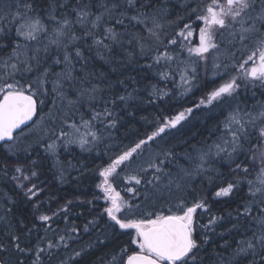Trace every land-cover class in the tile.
Segmentation results:
<instances>
[{
    "label": "snow or ice",
    "instance_id": "snow-or-ice-1",
    "mask_svg": "<svg viewBox=\"0 0 264 264\" xmlns=\"http://www.w3.org/2000/svg\"><path fill=\"white\" fill-rule=\"evenodd\" d=\"M181 7L187 20L182 16L169 20L167 0H0V35L7 38L14 33L6 44L0 43L10 48L0 60V146L19 159L21 153L30 156L43 143L62 182L65 168L60 148L93 151L113 138L121 113L134 115L141 91L147 93L149 103L167 95L158 83L145 84L143 89L133 86L139 82L130 73L112 83L108 73L95 71L94 60L111 73L142 67L154 70L163 81L179 75L181 84L190 87L195 86L201 67L206 75L211 70L213 77L235 73L197 105L215 103L224 109V119L210 133L214 140L183 152L157 147L166 130L176 129L186 113H192L188 108L162 119L99 169L102 180L97 187L106 201L100 214L101 220L106 217L103 227L114 235H128L129 244L135 246L113 250L110 257L100 258V264H264V101L249 108L237 100L241 87L264 89V0H185ZM196 21L200 22L199 44L182 45L189 59H181L169 46L180 44L175 37H192ZM166 23L173 29L180 27L175 37L168 35ZM142 60L151 63L142 64ZM47 103L52 107L45 112ZM118 106L121 113L116 111ZM145 152L147 158L142 159ZM218 162L229 167L233 179L217 186L214 198L233 196L241 185L247 186L235 213H229L235 219L229 231L235 230L241 238L221 246L227 255L210 251L207 233L214 232L222 218L210 213L206 196L200 194L204 180L211 183L223 175L217 170ZM39 163L31 160L34 167L28 174L18 165L14 171L20 175L12 179L38 177L35 166ZM124 169H132L124 177L132 185L126 189L131 201L113 188ZM17 187L27 188L25 197L33 203L34 220L47 226L45 233L54 216L69 212L65 205L52 215L45 214L34 199L40 191L36 183ZM198 210L209 213L208 224L198 225ZM11 211L8 208L0 215L6 237L0 239V264H82L89 254V247L62 251L75 240L69 234L77 231L75 227L55 241L45 235L35 245L22 242L20 230L8 219ZM98 223L89 221L84 232ZM19 224L31 234L32 228L22 220ZM37 226L33 223V228ZM97 243L105 240L98 237Z\"/></svg>",
    "mask_w": 264,
    "mask_h": 264
},
{
    "label": "trees",
    "instance_id": "trees-1",
    "mask_svg": "<svg viewBox=\"0 0 264 264\" xmlns=\"http://www.w3.org/2000/svg\"><path fill=\"white\" fill-rule=\"evenodd\" d=\"M184 2L185 0H167L169 20H176L178 16H182L186 20L188 19L187 13L181 7ZM189 2L196 3L197 0H189ZM182 23L183 21H181V25ZM199 23L198 21L192 23L193 36L188 40L175 37V33L180 30L179 26L173 29L172 27H168L166 23L168 35L180 41V44L177 46H169L170 48H175L173 54L180 53L181 59H189L186 48L182 50L181 46H198L199 29L197 24ZM12 36H14V33L7 38L0 35V43L6 44L7 40L11 39ZM9 53L10 48L4 49L0 47V60L6 58ZM191 59L196 58L191 57ZM141 63H151V61L142 60ZM92 64L94 65L95 71L108 73L109 80L112 83H115L117 77L126 79L130 73L139 82L138 85L133 86H138L143 89L145 84L158 83L159 87L167 95H164L162 99H155L154 102L149 103L147 93L141 91L140 99L136 101V105L138 106H134L132 109L134 112L132 117L121 113V108L118 106L116 111L121 113L122 119L121 123L117 125V128L112 130L113 138L105 141L104 144L93 151H81L78 146H72L68 149L60 148L58 150L59 159L65 168L62 182L57 178L58 169L52 167L53 161L51 158L46 157L43 143L36 146L35 150L31 151L30 156H25V154L21 153L19 159L16 156L7 154L6 149L0 146V215H3L6 209L11 208L12 211L8 213V219L20 230L22 242H29L32 245H35L45 235L47 239L58 240V235H62L66 230L75 227L77 229L75 233L69 231V234L74 236L75 240L69 241L70 247L66 250L62 249V251L70 253L73 249L89 247V254L83 258L82 264H100V258L110 257V254L115 249H119L122 246H128L130 249L135 247L129 244L130 238L128 235H114L111 229L103 227L106 222V217L104 220H101L100 214L103 211L106 201L103 193L97 187L102 180V177L99 176V169L107 166L110 162L109 157H114L118 154L119 150L125 146L133 145L138 139L144 138L155 129L158 122L162 119L172 118L188 108L193 109L192 113H186V119L181 121L176 129L166 130V133L162 134L164 140L160 141L157 147H172L177 152H183L186 149H190L191 145L200 146L204 141L214 140L216 138L215 135H210V133L214 132L215 128L224 119V109L217 107L215 103L200 105V107H197V105L200 104V101L208 93L227 80L229 75L235 74L230 73L213 77L211 70L206 75L203 67H201L198 79L193 82L195 86L190 87L189 85L181 84L179 75H176L174 79L163 81L159 80L154 70H147L142 67L128 70L121 69L116 73H111V70L98 60L92 61ZM173 67H175V64H173ZM56 70L59 71V67ZM121 72L125 74L121 76ZM101 83L104 86V82ZM188 87H190V90L185 91V88ZM118 90L123 94L124 90L122 87L118 86ZM128 90L131 91V88ZM262 91L264 89H246L241 87L237 100L241 107L247 105V107L251 108L254 104L264 101V95H261ZM51 107V103H47L44 111L47 112V109ZM76 119L79 121L78 116ZM37 131L39 134V130ZM157 139L159 140V138ZM32 143L35 144V139L32 140ZM147 155V152H145L142 159H146ZM34 159H38L41 162L35 166L38 177H33L30 181L23 180L22 178L19 181L12 179V176L20 175L14 171L18 165L23 166L25 168V174H28L29 170L34 167L31 164V160ZM5 167H7V174L4 172ZM135 167V164H133L132 169ZM216 167L223 175L216 177L211 183L208 180H204L200 194L206 196L210 213L222 218L214 226L215 231H209L207 233L210 238V251L222 252L224 255H227L228 253L221 246L225 242L232 244L234 240L241 238L236 234L235 230L229 231L232 229L233 223H235L234 217L229 216V213H235V210L241 203V198L247 191V186L241 185L240 189L233 196L214 198V191L217 190V186L223 185L225 180L233 179L230 169L226 164L218 162ZM132 169H124V171H121L122 177L120 172L119 178H116L113 183V188L120 193L121 197L130 201L132 200V194L127 192L126 189L132 185H129L124 177L131 174ZM31 183H36L38 189H40L38 196L34 199L41 204V212L52 215L65 205L69 208L67 214L60 212L58 216H54L52 221H49L51 229L47 233L44 231V228L47 226H40L39 222L34 220L33 203L25 197L27 188L21 189L17 187V184L30 186ZM95 197L100 198L95 199ZM9 201H15V204ZM68 201H72V203L68 205ZM198 215V225L208 224L209 213L198 210ZM93 219L99 221L98 225L96 227L90 226V230L84 232V226ZM21 220L29 228H32L31 234H26L25 230L20 229L19 221ZM33 223L38 226L33 228ZM2 230L3 224H0V239H6L2 234ZM98 237L105 240V243L98 244ZM34 258L33 256L32 259ZM26 264H29V262L26 261Z\"/></svg>",
    "mask_w": 264,
    "mask_h": 264
},
{
    "label": "flooded vegetation",
    "instance_id": "flooded-vegetation-1",
    "mask_svg": "<svg viewBox=\"0 0 264 264\" xmlns=\"http://www.w3.org/2000/svg\"><path fill=\"white\" fill-rule=\"evenodd\" d=\"M118 171H119V169H118ZM121 177H122V172H121Z\"/></svg>",
    "mask_w": 264,
    "mask_h": 264
},
{
    "label": "water",
    "instance_id": "water-1",
    "mask_svg": "<svg viewBox=\"0 0 264 264\" xmlns=\"http://www.w3.org/2000/svg\"><path fill=\"white\" fill-rule=\"evenodd\" d=\"M0 145H2V142H0Z\"/></svg>",
    "mask_w": 264,
    "mask_h": 264
},
{
    "label": "rangeland",
    "instance_id": "rangeland-1",
    "mask_svg": "<svg viewBox=\"0 0 264 264\" xmlns=\"http://www.w3.org/2000/svg\"><path fill=\"white\" fill-rule=\"evenodd\" d=\"M136 166V165H135Z\"/></svg>",
    "mask_w": 264,
    "mask_h": 264
}]
</instances>
